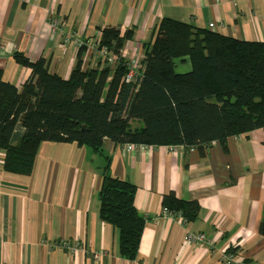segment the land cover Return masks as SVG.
<instances>
[{
	"label": "crops",
	"instance_id": "crops-1",
	"mask_svg": "<svg viewBox=\"0 0 264 264\" xmlns=\"http://www.w3.org/2000/svg\"><path fill=\"white\" fill-rule=\"evenodd\" d=\"M64 17L62 31L94 36L99 26L134 30L121 51L127 60L143 57V41L165 16L198 27L216 22L226 35L264 41V0H0V78L20 87L31 69L18 64L15 51L31 60L45 58L49 69L68 77L80 48L51 33L49 18ZM210 28V27H209ZM120 56V55H119ZM83 69L96 54L82 52ZM190 63L177 64L181 72ZM184 154L171 146L127 150L104 139V152L77 143L41 141L30 175L5 170L0 150V264H264L260 222L264 207V130ZM136 184L135 205L145 216L136 259L119 254L118 230L100 217L103 168ZM199 203L198 217L183 222L162 212L163 194ZM204 240L187 241L189 233ZM79 240L75 254L50 244ZM208 241H205V240ZM100 252L93 258V252ZM234 255L227 263L220 255Z\"/></svg>",
	"mask_w": 264,
	"mask_h": 264
},
{
	"label": "trees",
	"instance_id": "trees-1",
	"mask_svg": "<svg viewBox=\"0 0 264 264\" xmlns=\"http://www.w3.org/2000/svg\"><path fill=\"white\" fill-rule=\"evenodd\" d=\"M215 29L165 16L137 63L121 55L133 29L99 26L97 50L106 46L120 56L112 61L96 54L95 64L83 69L84 44L68 77L50 70L43 57L33 61L15 51L14 60L31 74L20 87L0 78L5 170L30 175L44 140L103 153L104 139L110 138L136 148L181 146L187 154L190 147L204 151L213 142L227 151L230 137L264 130V41ZM179 61L189 62V70L177 69ZM102 173L100 217L118 230L119 254L134 260L146 221L135 205L136 184L113 177L108 156ZM162 204L181 219L199 215L197 201L173 191L163 194ZM259 229L264 236V207Z\"/></svg>",
	"mask_w": 264,
	"mask_h": 264
},
{
	"label": "built area",
	"instance_id": "built-area-1",
	"mask_svg": "<svg viewBox=\"0 0 264 264\" xmlns=\"http://www.w3.org/2000/svg\"><path fill=\"white\" fill-rule=\"evenodd\" d=\"M64 17L61 16L59 18H52L50 17L49 18V21H48V25L50 27V30H51V33L56 36V37H62L63 41L66 42V43H71V44H75L76 46H78L79 48L84 45V44H87V48H91V50L97 54V56H101V57H104L106 54L109 55L110 59L112 61H114L119 55L117 52H112V51H109L108 48L106 46H102L100 47L99 50H97V33L98 31L95 33L94 36H86V37H82L81 34L79 32H66V31H62V26L64 24ZM209 24L211 26L214 25L213 22H209ZM215 28H218V25L215 27ZM133 75V70H131L130 72V76ZM213 144H217L216 142H213ZM127 148V150H133L134 148H136V146L134 145H131V144H128L125 146ZM175 147L182 151L183 152V149L181 146H174L173 149H175ZM191 151L192 150H195L194 147H190L189 148ZM176 150V149H175ZM162 212L163 214H165L166 216L167 215H170V216H175L174 212L170 211L169 208L167 206H164L162 207ZM182 221L183 222H186V219L185 218H182ZM204 240V234L203 233H199V234H191L189 233L188 236H187V241L192 243L194 241H202ZM44 243L48 244L50 247L51 246H60L66 250H68L70 253L72 254H75L76 252L79 251V249H83V246L81 244V242L79 240H69L67 238H63L61 240H59L58 242L56 243H53V244H50L47 240H43ZM102 254L100 252H93L92 256L93 258H99ZM235 256L234 255H220V258L223 260V261H226L227 263H233L234 262V258Z\"/></svg>",
	"mask_w": 264,
	"mask_h": 264
},
{
	"label": "rangeland",
	"instance_id": "rangeland-1",
	"mask_svg": "<svg viewBox=\"0 0 264 264\" xmlns=\"http://www.w3.org/2000/svg\"><path fill=\"white\" fill-rule=\"evenodd\" d=\"M214 23V25L213 26H211L210 24H208V26L209 27H211V28H215L218 24L216 23V22H213ZM218 28H220V26H218ZM152 38H150L149 40H151ZM143 42H145V41H143ZM142 58V57H141ZM141 58L139 59H137V63L141 60ZM49 64V63H48ZM139 66V65H138ZM175 149H176V151H179L176 147H175ZM162 207H163V204H162ZM192 235L193 234H199V233H194V232H192L191 233ZM205 241H208L207 239L205 240Z\"/></svg>",
	"mask_w": 264,
	"mask_h": 264
}]
</instances>
